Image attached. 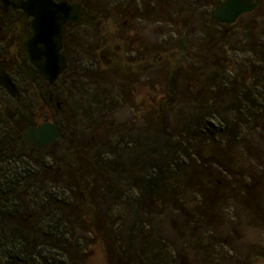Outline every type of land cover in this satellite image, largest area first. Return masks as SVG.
Wrapping results in <instances>:
<instances>
[{"label":"rangeland","instance_id":"obj_1","mask_svg":"<svg viewBox=\"0 0 264 264\" xmlns=\"http://www.w3.org/2000/svg\"><path fill=\"white\" fill-rule=\"evenodd\" d=\"M89 1L103 19L72 31L91 51L72 115L63 94L77 134L26 149L42 171L23 191L30 248L46 264H264V0L227 26L225 0Z\"/></svg>","mask_w":264,"mask_h":264},{"label":"flooded vegetation","instance_id":"obj_2","mask_svg":"<svg viewBox=\"0 0 264 264\" xmlns=\"http://www.w3.org/2000/svg\"><path fill=\"white\" fill-rule=\"evenodd\" d=\"M53 1L77 4L97 19L91 25L68 22L63 27L60 53L65 58L67 68L51 84L39 70L46 63V59L39 52L32 57L28 51L43 48L42 45L28 47L34 37L35 25V17L29 12L30 1L0 0V81L9 80L16 91L12 95L0 85V243L10 241L12 228L26 227L22 201L27 185V145L37 152H43L58 143L74 141L77 131L75 125L70 123V117L63 123V117L67 113L64 109L66 97L63 94L66 91L68 96H72L73 104L68 111L72 115L73 105L82 104L79 95L74 103V91L83 88L77 72L89 64L91 51L90 47L77 45L72 31L80 27H94L103 19L101 15L91 13L89 0ZM99 59L103 66L114 61L104 47L100 48ZM49 123L57 125L63 139L58 138L43 149H38L26 138V131L29 128L38 130ZM98 140L104 143L103 137Z\"/></svg>","mask_w":264,"mask_h":264},{"label":"water","instance_id":"obj_3","mask_svg":"<svg viewBox=\"0 0 264 264\" xmlns=\"http://www.w3.org/2000/svg\"><path fill=\"white\" fill-rule=\"evenodd\" d=\"M29 12L35 17L34 37L28 47L42 45L40 50H28L32 57L36 52L46 59V63L39 67L45 80L53 84L66 70L65 58L61 55L62 31L68 23H85L91 25L97 19L77 4L68 2L55 3L53 0H29ZM258 7L255 0H225L213 11V17L223 25H232L240 17L250 14ZM10 94H15V88L9 80L0 81ZM26 138L38 149H43L56 139H63L56 124H44L38 130L29 128Z\"/></svg>","mask_w":264,"mask_h":264},{"label":"trees","instance_id":"obj_4","mask_svg":"<svg viewBox=\"0 0 264 264\" xmlns=\"http://www.w3.org/2000/svg\"><path fill=\"white\" fill-rule=\"evenodd\" d=\"M32 168L33 164L26 163V178L27 174L31 172L35 173L36 177H41L42 171L40 172V168L34 167V170ZM76 187L78 188V186ZM247 192H250L249 189L243 185L241 193L246 194ZM211 197L212 196L208 192H201L200 199L204 208H209ZM37 233L38 231L34 230L32 234L36 236ZM30 238L27 227L20 228V226H18L12 228L10 241L7 243H0V264H46L42 254L37 251L38 245L34 243L32 248H30Z\"/></svg>","mask_w":264,"mask_h":264}]
</instances>
